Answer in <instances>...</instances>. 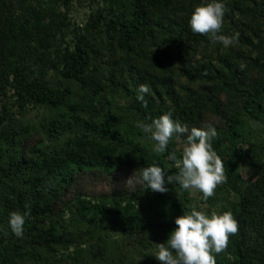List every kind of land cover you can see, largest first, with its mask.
I'll return each instance as SVG.
<instances>
[{"label": "trees", "instance_id": "obj_1", "mask_svg": "<svg viewBox=\"0 0 264 264\" xmlns=\"http://www.w3.org/2000/svg\"><path fill=\"white\" fill-rule=\"evenodd\" d=\"M71 1L0 0V264H86L104 256L111 232L148 247L150 232L173 231L193 209L177 183L165 193L71 192L90 170L156 165L165 179L174 174L166 157L179 158L177 139L157 156L136 127L168 112L218 133L211 143L227 180L205 202L231 212L239 231L216 264H264V156L251 133L252 122L264 125V0H220L228 21L219 34L239 33L227 48L188 24L209 0H104L83 26L69 18ZM141 84L146 107L136 99ZM33 108L43 109L40 122L25 119ZM243 154L259 168L252 181L237 174ZM224 192L237 197L218 199ZM26 210L17 237L9 216ZM117 256L124 264V252Z\"/></svg>", "mask_w": 264, "mask_h": 264}, {"label": "clouds", "instance_id": "obj_2", "mask_svg": "<svg viewBox=\"0 0 264 264\" xmlns=\"http://www.w3.org/2000/svg\"><path fill=\"white\" fill-rule=\"evenodd\" d=\"M226 5L220 0H209L192 11L188 24L195 34L208 36L210 41L222 44L225 48L238 42L239 33L233 36L219 34L224 24ZM241 69L245 67L240 65ZM150 89L141 84L137 88L136 99L147 106L145 94ZM255 127H264L258 123ZM136 127L153 142L152 151L157 155L164 154L175 137L186 136L180 156L176 150L171 151L166 159L172 162L177 171L167 175L165 170L156 165L135 170L123 183L124 187L135 192L137 186L153 192L165 193V184H179L184 191L199 192L207 201L214 196L218 186L227 180L224 161L212 147L211 141L218 135L211 123L202 128L189 127L172 119L171 112L152 118L150 123L138 121ZM30 211H13L10 213L8 227L17 237L23 236L26 218ZM176 227L168 235L165 243L156 244L158 249L155 258L161 264H216V255L224 252L230 237L238 234L239 225L231 212L210 215L193 208L175 218ZM7 235V232H5Z\"/></svg>", "mask_w": 264, "mask_h": 264}, {"label": "rangeland", "instance_id": "obj_3", "mask_svg": "<svg viewBox=\"0 0 264 264\" xmlns=\"http://www.w3.org/2000/svg\"><path fill=\"white\" fill-rule=\"evenodd\" d=\"M185 1V0H184ZM104 0H72L69 5V18H71L72 22H75L78 25L83 26L90 14V12L95 9L97 5H103ZM228 21V18L224 16V24L226 25V22ZM223 24V25H224ZM70 35H65L64 38L67 40L70 39ZM54 71L50 70L49 76L53 74ZM120 103L124 104L125 101L121 100ZM44 117L43 109L42 108H33L29 110L27 113L25 119L26 120H34L36 122H40L41 119ZM254 122H252L251 126V133L256 134V141L258 143H261L259 145V150L262 154V157L264 156V128L263 127H255ZM253 135V134H252ZM228 137H224V157L226 159H231V156L228 154ZM148 140V148H153V142ZM184 139L180 137V139H177L178 142V148L182 150V146L184 143ZM32 144V142H31ZM252 149H254L252 146H250ZM242 157L239 159L237 157V160L239 162V168L237 171V174L240 176V178L243 181H252L257 177V174L259 172V168L251 165V157H248L246 155H241ZM261 157V158H262ZM134 171L128 170V171H118L113 170L110 172L105 171H98V170H90L86 172H82L78 174L75 178V181L73 183V186L71 187V192L75 190V192L79 191L82 193H86L88 195H96L100 193H116L122 190H127L124 187V181L132 175ZM142 190V187L137 186L136 191ZM190 197L192 198V204L191 207L195 208L198 211H204L207 214H211L212 212H216L217 214H222L223 211L221 210L220 206L217 204H213L212 202H205L201 196L202 194L199 192H189ZM69 196V195H68ZM225 196L229 197L231 200L236 199L235 194L226 195V192L221 193L220 197L224 198ZM155 213V211H153ZM150 232V231H149ZM150 234L152 236H150ZM164 237L161 238L163 235L162 232H158V234L155 232L149 233V242L151 243L148 247H143L140 243H138L136 240H133V237H125L122 234H118L117 232H111L110 237L111 241L109 245L104 249V256H98L96 254L95 256L93 254L87 255L89 258L82 259L81 263L86 264H115L118 262V252L123 251L125 256L122 260H124V264H161L158 260H156L155 255L158 251L156 244L159 243H165L168 235L166 231H164ZM158 238V239H156ZM88 249V253H90V249ZM117 250V251H115ZM67 251L64 253L66 254ZM145 258L147 259V262L145 261ZM73 264V263H71Z\"/></svg>", "mask_w": 264, "mask_h": 264}]
</instances>
